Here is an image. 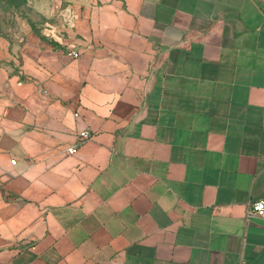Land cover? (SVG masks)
Instances as JSON below:
<instances>
[{"label": "crops", "instance_id": "crops-1", "mask_svg": "<svg viewBox=\"0 0 264 264\" xmlns=\"http://www.w3.org/2000/svg\"><path fill=\"white\" fill-rule=\"evenodd\" d=\"M89 1L0 51V264H264V0Z\"/></svg>", "mask_w": 264, "mask_h": 264}, {"label": "rangeland", "instance_id": "rangeland-1", "mask_svg": "<svg viewBox=\"0 0 264 264\" xmlns=\"http://www.w3.org/2000/svg\"><path fill=\"white\" fill-rule=\"evenodd\" d=\"M89 0H0V51L41 42L59 47L74 37L76 15ZM0 59V63H4Z\"/></svg>", "mask_w": 264, "mask_h": 264}, {"label": "built area", "instance_id": "built-area-1", "mask_svg": "<svg viewBox=\"0 0 264 264\" xmlns=\"http://www.w3.org/2000/svg\"><path fill=\"white\" fill-rule=\"evenodd\" d=\"M71 55L73 57L78 56V52L76 50L71 51ZM75 116H78V113L75 114ZM93 134L90 132V130H82L76 134V141L73 146L68 148L69 154H74L77 152V150L87 143L88 141L92 140ZM245 217L247 220H250L252 218H259L264 220V200L257 201V202H248L246 204V214Z\"/></svg>", "mask_w": 264, "mask_h": 264}]
</instances>
